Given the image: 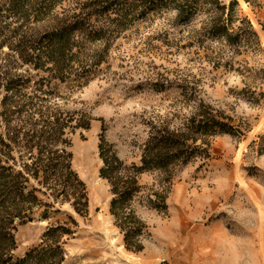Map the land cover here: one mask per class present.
Returning a JSON list of instances; mask_svg holds the SVG:
<instances>
[{"label":"rangeland","instance_id":"374dc122","mask_svg":"<svg viewBox=\"0 0 264 264\" xmlns=\"http://www.w3.org/2000/svg\"><path fill=\"white\" fill-rule=\"evenodd\" d=\"M0 264H264V0H0Z\"/></svg>","mask_w":264,"mask_h":264},{"label":"trees","instance_id":"16d2710c","mask_svg":"<svg viewBox=\"0 0 264 264\" xmlns=\"http://www.w3.org/2000/svg\"><path fill=\"white\" fill-rule=\"evenodd\" d=\"M177 139L179 141H175L167 134L153 136L145 150L144 165H167L170 161L184 155V148L181 149V146L185 145V140H181L178 134Z\"/></svg>","mask_w":264,"mask_h":264}]
</instances>
